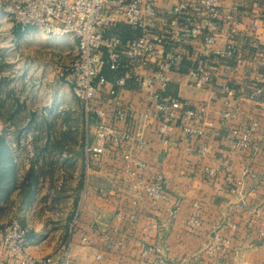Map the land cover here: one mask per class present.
Instances as JSON below:
<instances>
[{"label":"built area","instance_id":"2783aa9c","mask_svg":"<svg viewBox=\"0 0 264 264\" xmlns=\"http://www.w3.org/2000/svg\"><path fill=\"white\" fill-rule=\"evenodd\" d=\"M0 12L10 16L22 29L34 27L48 35L74 38L75 55L68 65L60 67L58 75L70 86L84 114L88 170L106 152H112L114 163L138 195L132 206L137 207L144 198L150 208H159L162 203L167 214L173 216L177 204L168 190L167 177L161 171L151 170L139 154L148 149L149 142L137 127V114L155 121L161 136H167L176 121L190 137H205L214 128L207 103L190 105L179 95L167 94V90L175 74L181 73L184 62L192 56L195 64L187 74L190 83L204 88L213 82L216 67L238 51L239 4L226 6L222 0H174L165 9L159 0H0ZM121 22L137 34L123 40L118 34L106 33ZM192 40L199 41L201 48H189ZM105 66L115 74L112 81L103 72ZM129 81L137 86L142 111L117 90L126 87ZM220 87L224 97L219 124L226 126L237 116V93L227 80ZM103 90L110 95L108 99L103 97ZM263 93V86L253 85L248 97L257 99ZM124 121L129 122L125 128L120 126ZM259 126V119H251L236 134H227L231 149L264 153V139L256 141ZM199 152L207 153L206 144H199ZM219 170L205 167L203 175L214 178ZM248 173L257 176L254 171ZM229 190L236 193L239 187L235 184ZM194 206L200 209L201 203L195 201ZM80 212L81 204L73 216L71 233L87 243L89 234L79 227ZM114 216L121 220L122 211L118 210ZM130 217L131 221L135 220L134 214ZM184 223L193 232L203 225V219L193 212ZM28 236L18 220L7 223L0 239V264H72L70 241L51 254L35 256L28 250ZM213 237L217 246L226 241L216 232ZM113 244L123 245V238L119 237ZM156 254L153 245L143 248L140 263L169 264L164 258H156ZM95 259V264H99L103 254L97 253Z\"/></svg>","mask_w":264,"mask_h":264},{"label":"crops","instance_id":"0c3cea01","mask_svg":"<svg viewBox=\"0 0 264 264\" xmlns=\"http://www.w3.org/2000/svg\"><path fill=\"white\" fill-rule=\"evenodd\" d=\"M222 2L226 6H240L237 53L216 67L213 82L204 88L193 86L187 76L195 64L192 56L184 62L181 73L175 74L167 90V94L179 95L190 105L207 103L214 128L205 137H190L176 121L169 134L161 136L155 121L137 114V127L149 142L148 149L139 154L151 170L161 171L167 177L168 190L177 204L175 214L169 216L162 203L159 208H150L144 198L133 207L131 202L138 195L114 163L113 153L106 152L89 170L88 187L81 201L79 227L87 231L89 241L82 242L68 225L58 246L46 250L29 246L32 255L51 254L70 241L72 264H95L99 252L103 254L99 264H141V251L150 245L157 248L156 258H164L169 264H264V233L260 232H264V153L234 151L226 139L227 134H236L251 119L260 122L257 143L264 139V93L257 99L248 97L251 86L264 88V0ZM173 3L174 0H159L165 9ZM111 32L123 40L137 34L122 22L106 33ZM188 47L201 48V44L192 40ZM191 52L194 55L192 49ZM103 72L112 81L115 74L106 66ZM224 80L236 89L237 116L221 126L219 111L224 94L220 85ZM117 90L143 110L135 83L129 81ZM102 95L105 99L110 97L106 90ZM128 123L121 122L120 126L125 128ZM200 143L206 144V154L199 152ZM205 167L220 170L216 177L208 178L203 175ZM249 171L257 176L251 177ZM235 184L239 187L236 193L229 190ZM195 201L201 203L200 209L194 206ZM118 210L122 211L121 220L114 216ZM193 212L200 214L203 225L192 232L184 220ZM215 232L226 239L224 244L217 246ZM119 237L123 238L121 246L113 244Z\"/></svg>","mask_w":264,"mask_h":264},{"label":"rangeland","instance_id":"374dc122","mask_svg":"<svg viewBox=\"0 0 264 264\" xmlns=\"http://www.w3.org/2000/svg\"><path fill=\"white\" fill-rule=\"evenodd\" d=\"M74 45L0 12V236L16 219L35 249L62 242L88 187L84 114L58 75Z\"/></svg>","mask_w":264,"mask_h":264}]
</instances>
